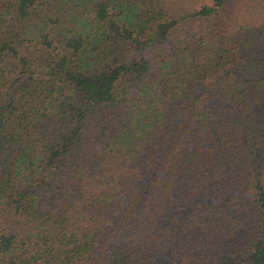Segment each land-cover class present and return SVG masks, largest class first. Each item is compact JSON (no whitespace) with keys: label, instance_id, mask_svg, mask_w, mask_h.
Segmentation results:
<instances>
[{"label":"trees","instance_id":"16d2710c","mask_svg":"<svg viewBox=\"0 0 264 264\" xmlns=\"http://www.w3.org/2000/svg\"><path fill=\"white\" fill-rule=\"evenodd\" d=\"M0 264H264V0H0Z\"/></svg>","mask_w":264,"mask_h":264}]
</instances>
